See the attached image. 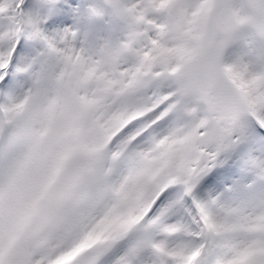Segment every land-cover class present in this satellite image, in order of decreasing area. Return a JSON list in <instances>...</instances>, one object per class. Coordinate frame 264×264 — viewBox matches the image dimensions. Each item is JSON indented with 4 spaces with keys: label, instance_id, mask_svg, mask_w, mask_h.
<instances>
[{
    "label": "snow or ice",
    "instance_id": "snow-or-ice-1",
    "mask_svg": "<svg viewBox=\"0 0 264 264\" xmlns=\"http://www.w3.org/2000/svg\"><path fill=\"white\" fill-rule=\"evenodd\" d=\"M0 264H264V0H0Z\"/></svg>",
    "mask_w": 264,
    "mask_h": 264
}]
</instances>
